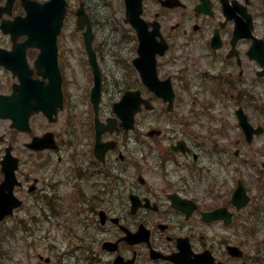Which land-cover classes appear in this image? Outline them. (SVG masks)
I'll return each mask as SVG.
<instances>
[{
    "label": "flooded vegetation",
    "instance_id": "flooded-vegetation-1",
    "mask_svg": "<svg viewBox=\"0 0 264 264\" xmlns=\"http://www.w3.org/2000/svg\"><path fill=\"white\" fill-rule=\"evenodd\" d=\"M83 3L90 15L98 11L97 0ZM17 14L15 0L3 18ZM143 15L159 20L168 42L157 71L172 79L175 124L148 136L116 119L101 137L114 147L99 161L92 105L66 107V169L98 189L93 250L110 264H264V0H144ZM0 46L12 49L11 36L0 32ZM26 53L32 61L38 49ZM100 66L103 93L154 95L110 81L115 71L101 55ZM240 109L252 128L240 125ZM98 116L115 118L103 105ZM239 187L246 203L234 198Z\"/></svg>",
    "mask_w": 264,
    "mask_h": 264
},
{
    "label": "rangeland",
    "instance_id": "rangeland-1",
    "mask_svg": "<svg viewBox=\"0 0 264 264\" xmlns=\"http://www.w3.org/2000/svg\"><path fill=\"white\" fill-rule=\"evenodd\" d=\"M74 5L77 6V1L74 2ZM63 34L62 42L66 43L67 41L71 49H75V51L71 52L72 58L70 59L69 68L66 71L65 67L64 70L65 77L67 76V85L65 87L74 95L77 102H82L83 100L81 98L83 92L90 82V74L85 63L83 48L81 49V44L79 43H82V34L76 28L75 17L70 20V24L66 26V30ZM102 34L103 37L99 39L109 37V32H102ZM107 40L109 41V38ZM129 45L130 43L127 44V46ZM70 67H73L74 70H71ZM4 79V72L0 69V81ZM6 81L8 82L7 86H9L11 82V76L9 74L6 77ZM1 87L2 85L0 84V88ZM116 97V94H106L103 96V102L111 104L112 100H115ZM63 118L64 115L62 114L58 123L54 125V129L63 131ZM143 118L144 115H139L138 117L141 127L148 125V123H142ZM160 126L161 124L158 122H154L153 125H151V127ZM32 127L34 132H43L46 129V119L41 115L36 116L32 120ZM148 129L149 127H146L144 130L147 131ZM9 132L10 127L8 121L0 120V137L2 133L9 136ZM15 136V138L9 137V140L16 141V147L23 150L20 139L23 140L27 138V136L22 134ZM4 147L5 144L0 140V159L3 156ZM17 154L21 158L20 171L22 173H33L34 177L41 176L42 178L45 177L49 179L53 177L58 178V180L53 181V183L58 186L57 191L60 194V198L66 199V193L72 190V188H70L71 185L66 183L65 169L57 173L62 165L60 164L57 169H55L54 166L59 156H63V161H61V163L66 166V145L64 146L61 144V149L58 154H51L46 151L30 155L22 153ZM50 172H52L51 176H49ZM16 192L20 197L24 196V205L16 210L15 214L8 217L1 224L2 226H0V264H70L71 261L66 253L73 251L72 237H74V234H71V231L66 229V204L54 207L51 212L47 210L46 214L48 215V213H50L51 219L43 213L47 218L45 219L42 215V211L36 208V206H33L34 201H31L33 198L23 194L19 188ZM53 211L56 212V217L52 215ZM40 254L44 257H50L51 262L47 263L40 260ZM77 259L78 258L74 260ZM71 260L74 261L73 259Z\"/></svg>",
    "mask_w": 264,
    "mask_h": 264
},
{
    "label": "water",
    "instance_id": "water-1",
    "mask_svg": "<svg viewBox=\"0 0 264 264\" xmlns=\"http://www.w3.org/2000/svg\"><path fill=\"white\" fill-rule=\"evenodd\" d=\"M141 0H127V15L128 19H133L138 25L140 23ZM24 6L27 10V16L19 20L23 27V32L29 34L28 43L37 44L42 49V53L36 61L39 68V73L44 77H49V83L44 84L41 81H35L33 98L35 103L28 99V94L24 91L15 90L13 95L5 97L0 95V116L12 117L13 126L22 130H30L29 116L36 110H43L48 115L57 111V106H62V90H61V73L57 61V36L63 22L65 2L63 0L49 1L44 4L32 3L31 0L24 1ZM79 14H81L79 12ZM37 17V20H36ZM80 27L82 26L81 17L79 18ZM137 25L140 32L141 27ZM140 37V53L147 54L146 46L148 44L143 34ZM85 38L90 49V41L92 32L90 28L85 32ZM90 60L95 70V87L93 90L94 101L97 102L100 96V73L97 67L95 54L90 51ZM143 60V58L141 59ZM1 63V62H0ZM145 77V74L142 73ZM26 87V85H22ZM172 98V96H171ZM140 98L136 93H126L119 103H116V109L125 122L133 121V113L139 108ZM32 148L43 149L46 147H56V143L51 135H45L42 138L35 137L30 144ZM2 171L5 174L4 180L0 183V221L7 215L13 213V209L22 204V200L14 194V187L20 184L17 180L15 169L18 166V159L12 156L10 148L4 158L1 160ZM33 189V187L31 188Z\"/></svg>",
    "mask_w": 264,
    "mask_h": 264
}]
</instances>
